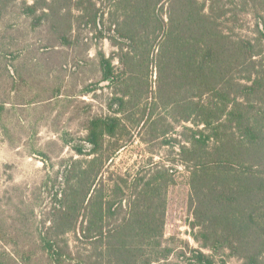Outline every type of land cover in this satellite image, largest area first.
<instances>
[{
	"label": "trees",
	"instance_id": "16d2710c",
	"mask_svg": "<svg viewBox=\"0 0 264 264\" xmlns=\"http://www.w3.org/2000/svg\"><path fill=\"white\" fill-rule=\"evenodd\" d=\"M11 1L0 0V5ZM72 2L34 0L23 11L35 16L42 10L43 16L58 18L70 13ZM83 3L88 6L77 8L81 21L119 52L120 66L99 55L102 81L119 88L110 107L120 113L146 97L151 66L157 73L154 106L195 128H185L190 136L178 144L177 153L188 172L189 226L197 229L193 239L209 254L191 250L188 262L215 264L227 250L242 264H264V0H248L242 7L255 19L252 39L234 38L219 25L237 17L232 14L236 0H113L115 13L106 20L110 36L97 31L104 26V12L92 0L76 4ZM154 110L144 125L157 129ZM124 130L117 115L95 117L83 144L73 146L77 155L91 159L65 167L64 188L39 237L49 264H167L171 249L162 247L161 238L174 168H141L131 180L120 178L111 200L104 201L103 146L106 139L116 146ZM166 134L160 132L163 138ZM108 220L113 223L106 228ZM71 233L84 250H70ZM0 264L26 263L1 251Z\"/></svg>",
	"mask_w": 264,
	"mask_h": 264
},
{
	"label": "rangeland",
	"instance_id": "374dc122",
	"mask_svg": "<svg viewBox=\"0 0 264 264\" xmlns=\"http://www.w3.org/2000/svg\"><path fill=\"white\" fill-rule=\"evenodd\" d=\"M33 1L0 5V252L6 251L26 264H49L39 249V237L43 223L49 225L56 194L59 198L64 188L65 167L71 161L91 159L77 155L73 146L83 144L91 119L117 115L125 130L117 147L108 139L103 146L104 201L111 200V189L120 185V178L131 180L138 170L147 171L151 164L173 167L176 182L167 192L161 238L162 247L171 249L167 264H191L187 260L191 250L209 254L193 239L197 229L189 226L188 172L177 153L190 136L185 128H195L161 105L154 106L156 68H149L151 88L146 97L116 113L117 107L111 108L110 102L119 96L115 95L119 88L107 87L102 81L99 55L120 66L119 52L81 21L77 8L88 4L77 5L78 0H73L70 13L63 12L58 18L45 17L42 10L27 16L24 5ZM92 1L104 12V26L97 31L113 35L106 22L115 13L113 0ZM245 1L236 0L232 14L237 13V17L228 16L219 25L234 38L252 39L255 19L251 12H242ZM262 45L264 50V41ZM261 65L264 68V53ZM150 110H154L152 120L159 122L157 129L144 125ZM164 129L165 138L160 136ZM165 139L168 145L163 143ZM122 205L126 209V198ZM112 223L108 220L106 228ZM67 239L72 252L86 248L76 242L73 233ZM221 261L242 264L227 250L215 257V264ZM62 264L75 262L65 260Z\"/></svg>",
	"mask_w": 264,
	"mask_h": 264
}]
</instances>
